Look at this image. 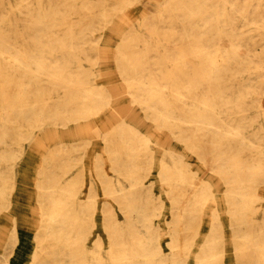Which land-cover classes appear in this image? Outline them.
Wrapping results in <instances>:
<instances>
[{
    "label": "bare ground",
    "instance_id": "bare-ground-1",
    "mask_svg": "<svg viewBox=\"0 0 264 264\" xmlns=\"http://www.w3.org/2000/svg\"><path fill=\"white\" fill-rule=\"evenodd\" d=\"M0 264H264V0H0Z\"/></svg>",
    "mask_w": 264,
    "mask_h": 264
}]
</instances>
